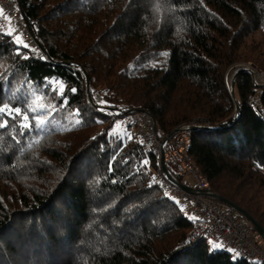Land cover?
Segmentation results:
<instances>
[{"label":"trees","instance_id":"trees-1","mask_svg":"<svg viewBox=\"0 0 264 264\" xmlns=\"http://www.w3.org/2000/svg\"><path fill=\"white\" fill-rule=\"evenodd\" d=\"M13 2L39 47L0 14V264H264L191 240L154 156L111 114L197 122L187 154L264 229V87L241 71L234 100L226 81L238 64L264 73V0Z\"/></svg>","mask_w":264,"mask_h":264},{"label":"built area","instance_id":"built-area-1","mask_svg":"<svg viewBox=\"0 0 264 264\" xmlns=\"http://www.w3.org/2000/svg\"><path fill=\"white\" fill-rule=\"evenodd\" d=\"M0 6L17 26L14 35L25 34L27 39L36 44L13 0H0ZM249 71L254 85L264 87V81L256 83L255 69L251 68ZM250 103L260 106L256 97H252ZM111 114L112 117L120 118L127 132L136 133L142 147L154 156L158 165L154 176L159 186L173 197L191 203L196 215L190 233L191 240L202 237L207 241L223 243L238 256L264 262V238L248 221L237 220L235 210L223 207L213 199L208 180L187 154L190 134L198 126L197 122L182 124L173 132H159L154 119L147 111L116 109L111 111ZM163 165L173 181L163 172ZM189 177H192L195 183L189 182ZM177 183L185 188H180Z\"/></svg>","mask_w":264,"mask_h":264},{"label":"rangeland","instance_id":"rangeland-1","mask_svg":"<svg viewBox=\"0 0 264 264\" xmlns=\"http://www.w3.org/2000/svg\"><path fill=\"white\" fill-rule=\"evenodd\" d=\"M0 14L2 15V17L4 18V25L6 26V29L8 30L9 33L13 34L17 31V26L14 23V21L8 17L5 12L3 11V9L0 6ZM15 40L18 44L21 45H36L32 40L27 39V37L25 36V34H19L17 37H15ZM241 65V66H240ZM238 64L232 68H230L227 71L226 74V81H227V85L229 87V89H231L232 83L235 79V74L239 71V70H246L247 72L250 73V69L253 68L255 69V75H254V79L256 80L257 84H260L264 81V73L261 72L260 70L257 69V67H255L252 63H244V64ZM248 67V68H247ZM241 68V69H239ZM250 68V69H249ZM256 87H260V85L256 86ZM119 119V118H118ZM115 128L117 130V133H120L121 135H125L126 131L124 130V127L121 123V120L119 119L118 122L115 124ZM189 182L195 183V180L192 177H189ZM174 200H176L177 202H179L181 204V206L185 209L186 211V215L192 219L195 220L196 219V215L194 214L193 210H192V205L189 201H184L181 200L179 198L173 197ZM208 245L210 247V249L212 251H222V250H227L229 251L233 258H237V255L234 253V251L230 248L225 246L223 243H216V242H212V241H208Z\"/></svg>","mask_w":264,"mask_h":264},{"label":"water","instance_id":"water-1","mask_svg":"<svg viewBox=\"0 0 264 264\" xmlns=\"http://www.w3.org/2000/svg\"><path fill=\"white\" fill-rule=\"evenodd\" d=\"M30 30V28H29ZM31 32V30H30ZM32 34V32H31ZM36 45L39 47V45L36 43ZM241 71H247L246 70H239L236 74H235V77L237 76V74ZM235 80V79H234ZM230 93H231V96L234 98V100H236L235 98V93H234V81L232 83V86H231V89H230ZM237 108V118L239 117V113H240V110H239V107L238 105L236 106ZM163 169V172L173 181L172 177L169 175V172L166 168L165 165H163L162 167ZM178 186L182 189L185 188L184 185L180 184V183H177ZM212 197L215 198V199H218L219 201H221L222 203L226 204L227 206H229L230 208H232L233 210H235L237 213L241 214L242 216L245 217V219L253 226V228L264 238V229L255 221V219H253L248 213H246L245 211L241 210L240 208H238L237 206L231 204L230 202L220 198L218 195H216L215 193L212 194Z\"/></svg>","mask_w":264,"mask_h":264},{"label":"snow or ice","instance_id":"snow-or-ice-1","mask_svg":"<svg viewBox=\"0 0 264 264\" xmlns=\"http://www.w3.org/2000/svg\"><path fill=\"white\" fill-rule=\"evenodd\" d=\"M17 52H19V49H17ZM0 111H3V109H0ZM19 109H16V112L19 113ZM24 120H27V115L25 114L24 116ZM39 126V125H38ZM0 127H2V125H0ZM23 127H30V125L28 124H24Z\"/></svg>","mask_w":264,"mask_h":264}]
</instances>
